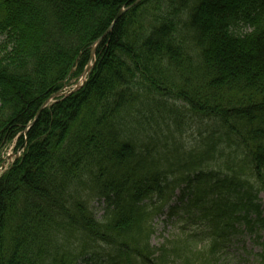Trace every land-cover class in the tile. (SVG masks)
<instances>
[{
  "label": "trees",
  "instance_id": "obj_1",
  "mask_svg": "<svg viewBox=\"0 0 264 264\" xmlns=\"http://www.w3.org/2000/svg\"><path fill=\"white\" fill-rule=\"evenodd\" d=\"M135 1L0 0V264H264V0Z\"/></svg>",
  "mask_w": 264,
  "mask_h": 264
},
{
  "label": "rangeland",
  "instance_id": "obj_2",
  "mask_svg": "<svg viewBox=\"0 0 264 264\" xmlns=\"http://www.w3.org/2000/svg\"><path fill=\"white\" fill-rule=\"evenodd\" d=\"M80 82L81 79L77 81L71 80L67 89H72L75 84H79ZM21 151L22 150L20 149L16 153L15 144L7 146L2 155L4 162L2 160L3 163H0L2 165L5 164V167L8 166L15 159L16 155L20 154L19 152ZM1 171L2 168H0V173ZM179 193L180 191H178L177 194ZM173 201L176 202L177 199L174 198ZM258 202L264 209V192L259 194ZM101 213L102 211H99V215ZM180 214L181 211H179V215H174L171 220L167 214L155 219L156 232L152 237V244L159 245L163 241L164 237L175 234V220L180 216ZM258 234L261 236L263 235L259 232H251L245 227V225L240 224L237 233L233 235L232 239L228 243L227 248L222 251L220 259L216 264H259V253L262 250L260 242L262 240L259 239Z\"/></svg>",
  "mask_w": 264,
  "mask_h": 264
},
{
  "label": "water",
  "instance_id": "obj_3",
  "mask_svg": "<svg viewBox=\"0 0 264 264\" xmlns=\"http://www.w3.org/2000/svg\"><path fill=\"white\" fill-rule=\"evenodd\" d=\"M140 1H141V0H136L132 5H135V4H137L138 2H140ZM124 11H125V9H122V10L119 12V14H118V16L116 17L115 21L119 18V16H120ZM112 27H113V24L109 27V29H108L107 32L103 35V37H104V36H105V35H106V34L112 29ZM103 37H101L99 40H97V42H96L95 45L93 46V49H92V58H93L94 55H95V51H96V46H97V44L102 40ZM90 68H91V63L88 65L87 69H86L85 72L83 73L82 78H84V79L86 78V76H87V74H88ZM63 94H65L64 91H58V92L52 94V96L46 101L45 105L48 104L51 100H53V99H55V98H57V97H60V96L63 95ZM37 117H38V116H37Z\"/></svg>",
  "mask_w": 264,
  "mask_h": 264
}]
</instances>
